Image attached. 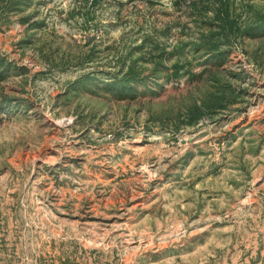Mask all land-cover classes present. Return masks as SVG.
Masks as SVG:
<instances>
[{"label":"rangeland","instance_id":"rangeland-1","mask_svg":"<svg viewBox=\"0 0 264 264\" xmlns=\"http://www.w3.org/2000/svg\"><path fill=\"white\" fill-rule=\"evenodd\" d=\"M0 264H264V0H0Z\"/></svg>","mask_w":264,"mask_h":264},{"label":"trees","instance_id":"trees-1","mask_svg":"<svg viewBox=\"0 0 264 264\" xmlns=\"http://www.w3.org/2000/svg\"><path fill=\"white\" fill-rule=\"evenodd\" d=\"M226 22H228L227 20H225ZM227 24V23H226ZM230 24V23H229ZM228 25V24H227ZM227 25H225V26H227Z\"/></svg>","mask_w":264,"mask_h":264}]
</instances>
